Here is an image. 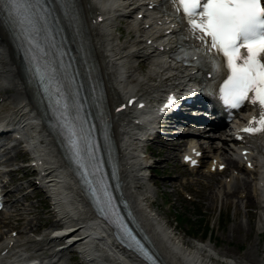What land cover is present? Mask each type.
Instances as JSON below:
<instances>
[{"label": "bare ground", "instance_id": "1", "mask_svg": "<svg viewBox=\"0 0 264 264\" xmlns=\"http://www.w3.org/2000/svg\"><path fill=\"white\" fill-rule=\"evenodd\" d=\"M127 1L129 0H80L81 10L87 19V45L90 46L97 60L100 76L107 88L108 98L113 100L121 93L134 91L135 88H138L141 89L138 93L146 98L148 104L153 102L145 112L129 110L128 114L120 121L114 123L125 194L166 264H216L210 259L221 257L211 244L199 243L200 245L186 248L182 246V238L177 235L176 229L160 219L155 211L156 197L152 194L146 195L142 191L146 187V183L144 184L146 172L151 168L147 167L151 163L150 155L147 152V141H143L147 139V131L152 127L150 126L151 121L146 118L152 115V106L163 96V94L161 95L163 89L176 90L182 87L186 92H189L198 75L193 76L191 75L192 69H186L172 62L167 52L169 50L167 47L172 45L171 42L166 43L165 50L158 55L154 53L156 50L154 44L159 41L158 38L163 36L162 40L168 41V35L164 34L159 27L161 19L151 13L152 11H148L147 5L140 6L139 11L134 12L135 16L143 14V20L138 18L130 21L126 30L130 35L134 34V38L128 44L123 43L121 36L117 34L119 26L117 15L121 13ZM135 2L136 0H130L131 5ZM100 17H103L102 21H98ZM92 18H95L96 22L92 23ZM144 18L149 20L144 21ZM120 33H124V31L120 30ZM150 40L153 45L139 48L142 43L147 44ZM10 50L9 42L0 28V88L7 93L6 100L10 101L8 107L3 105L5 107L3 112L6 117L12 119L14 128L13 132H5V134L12 136V133L16 134V131L22 129L29 136L30 145L28 146L31 147V153L34 155L33 161H36L41 168L40 172L46 175L47 184L62 216L59 220L60 225L66 226L67 238L65 239H69V242L72 241V246L79 249L89 264H140L135 256L119 250L103 221L93 218L73 181V177L69 174L68 168L64 166L57 154L53 139L40 122L41 118L31 103L34 93L32 90L27 91L20 67L15 63ZM134 51L140 53L139 57L145 58V55H148L144 60L151 59V64L144 76L146 82L140 84L138 79L128 85L126 83L133 75L129 60ZM141 86L143 87L141 88ZM135 120L143 121L142 127H139ZM174 126H180V123L170 124V128L175 129ZM195 139L196 136L190 138V140ZM209 140L213 141V138H209ZM165 143L166 146H181L175 143V139H172V142L167 139ZM218 153L221 156L223 154L221 149L218 150ZM262 163L264 160L257 164L256 172L260 178L255 183L249 179H240L232 175V179L236 181L240 179L238 188H242V192H247L253 187L255 192L260 189L264 193V164ZM152 164L156 166L158 162L154 161ZM150 179V177L147 178V183ZM177 180L178 177L171 181L172 187L176 186ZM220 184L226 188L223 196L225 200H228L230 184L228 182ZM261 184H263L262 187ZM214 192L213 188L211 194L215 195ZM210 197L214 198V196ZM261 199L264 201V195ZM253 204L251 201L246 208ZM239 211L236 209L237 214ZM244 217H248L252 222L250 212H247ZM243 227H247L249 231L253 228L249 222L245 223L241 220L239 230H242ZM1 239L3 240V238ZM9 245L10 243L4 249H8ZM256 248L259 249V246ZM230 253L231 251H228V254ZM231 255H236V253L232 252ZM236 261L238 262L237 258ZM9 264L16 263L9 262Z\"/></svg>", "mask_w": 264, "mask_h": 264}, {"label": "snow or ice", "instance_id": "2", "mask_svg": "<svg viewBox=\"0 0 264 264\" xmlns=\"http://www.w3.org/2000/svg\"><path fill=\"white\" fill-rule=\"evenodd\" d=\"M176 12L182 13L191 38L198 42L194 50L185 52L186 56L196 59L199 56L207 60L216 72L230 73L220 89L223 102L231 107H238L251 100L259 108L258 117H254L249 127L243 129L248 133H264V3L262 0H172ZM13 6L16 14L21 11L39 15L44 19L43 0H0ZM32 24L26 31V39L41 53H44L39 41L32 33H39L33 20L25 16ZM46 54V53H44ZM219 57V60L217 59ZM33 60L36 57L33 56ZM200 61L197 60V63ZM54 71L53 69H49ZM36 71L44 79V73L37 67ZM251 94V96H250ZM59 102V101H58ZM66 108L67 105L65 104ZM71 147L78 163H81V149L75 132L72 133ZM92 160L91 153L88 157ZM81 167L86 165L81 163ZM103 193L97 195V203L112 208V199L103 182L94 190ZM102 211L104 208L101 209Z\"/></svg>", "mask_w": 264, "mask_h": 264}, {"label": "rangeland", "instance_id": "3", "mask_svg": "<svg viewBox=\"0 0 264 264\" xmlns=\"http://www.w3.org/2000/svg\"><path fill=\"white\" fill-rule=\"evenodd\" d=\"M125 22L120 26V29L124 30ZM122 30V31H123ZM126 35V33H125ZM127 40L129 39L126 36ZM148 68V67H147ZM6 95V92H5ZM155 155H151L152 158L156 161L160 160L161 163V175L159 181H162V178L167 179V175L171 174V170L175 174L181 176L179 180V186L186 188L192 192V195L195 197V202L186 200L183 196L177 195V193L171 188L168 187L167 195L163 196L160 194V190L164 191V188L158 187L155 185V181L151 180L145 185L146 187L142 190L146 195H154L157 199V204L154 205L155 211L159 213L160 218L166 220L168 224L177 229L176 233H179L178 236L183 238V242L187 245L190 244H210L215 246V250L218 253L224 254L223 256L237 258L238 264H264V230H258L254 225L256 219H252V230L249 231L247 227H243L242 230H239V223L243 220L241 213L238 215L234 214L231 210L232 205L229 204L223 205L216 197L214 202L212 198L207 199L210 190L207 191L208 187L202 183H198L199 187L203 191L198 192V186L194 183L182 185V178L187 174V169L183 167L180 163L179 153L172 150V153L166 155L161 154L160 152L164 151L162 146L158 145L153 148ZM162 150V151H161ZM150 151V150H149ZM13 152V151H12ZM151 152V151H150ZM159 153V154H157ZM171 157V161L167 162L166 158ZM176 161V162H175ZM176 164L175 168L174 165ZM32 181H20L19 179L14 178L12 189L14 201L20 200L21 204H24L22 207L15 203V206L20 208L18 212L22 213L23 216L19 218L20 220L18 225L23 227L25 222L29 223V227L36 229L39 224L47 220V215L42 211V203L40 201L36 202L32 197L38 194L40 200L46 198V195L42 194L41 190H35L34 183ZM29 187V185H31ZM17 186L20 189H15ZM30 189V190H28ZM29 191H32L29 193ZM29 193V194H28ZM28 194V197H24ZM172 196L171 201L168 199ZM168 196V197H167ZM28 200V201H27ZM50 202V200H48ZM222 206V208L220 207ZM235 209V207L233 206ZM31 209L32 211H29ZM201 211V214L198 212ZM186 218V220H184ZM248 221V220H247ZM16 225V223H13ZM205 226L209 230L207 237H205ZM263 227V226H262ZM213 232V233H212ZM211 236V237H210ZM259 246V249L256 248ZM75 249V248H74ZM78 249V248H77ZM228 251L236 253V255L228 254ZM70 255H75L74 264L79 262L83 264L81 257L74 252ZM68 256L66 255L64 260L66 261ZM87 264V263H85Z\"/></svg>", "mask_w": 264, "mask_h": 264}]
</instances>
